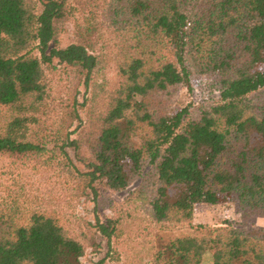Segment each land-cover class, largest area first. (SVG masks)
I'll list each match as a JSON object with an SVG mask.
<instances>
[{
    "label": "trees",
    "instance_id": "trees-1",
    "mask_svg": "<svg viewBox=\"0 0 264 264\" xmlns=\"http://www.w3.org/2000/svg\"><path fill=\"white\" fill-rule=\"evenodd\" d=\"M210 72L217 98L173 107L191 73ZM0 159L1 174L56 170L93 212L112 211L86 221L107 241L123 243L134 218L178 231L136 264H264V227L246 226L264 216V0H0ZM221 194L241 222L194 224V204ZM137 201L146 216L123 207ZM12 204L0 264L80 263L82 239L51 213L16 219Z\"/></svg>",
    "mask_w": 264,
    "mask_h": 264
},
{
    "label": "rangeland",
    "instance_id": "rangeland-1",
    "mask_svg": "<svg viewBox=\"0 0 264 264\" xmlns=\"http://www.w3.org/2000/svg\"><path fill=\"white\" fill-rule=\"evenodd\" d=\"M60 40L63 46L73 40V25L70 21H66L60 26ZM188 78V85L181 86L172 99L174 108H179L182 105H196L218 97L219 82L215 72L191 73ZM81 117L83 118V113H81ZM7 166L6 161L0 159V170H6ZM8 170L13 173H0V212L5 211L6 203L13 202L12 205L16 207L14 212L16 219L27 218L32 210L53 214L70 235L82 239L85 243V251L80 257L79 264H136L139 259L144 257L148 246L156 240L157 235L170 237L178 233L177 230L161 232L154 229L153 225L149 226L150 222L147 219L140 221L134 218V222L139 221L140 226L130 232L126 230V239L123 243H118L120 236H113L111 240L107 241L104 236L89 228L86 221L94 222L95 214L105 221L108 216L113 215V212L106 208L98 209L97 213L93 212V202L89 200L90 197L73 195L69 185L64 183L63 175L58 171H32L27 166L23 168L13 164ZM139 182L140 178L126 189L112 194L111 198L116 203H121L128 192L137 187ZM123 207L133 216H146L145 208L139 201L135 202L133 207L125 202ZM130 218L126 217L125 220ZM222 220L234 222L242 220L234 194H221L216 204H194L192 215L194 224L218 225ZM249 225L264 227V216L250 218L246 226ZM144 226H149L148 230L154 229L151 231L154 237L142 231ZM137 232H139L138 237L135 238ZM131 237L134 240H131ZM149 238H151L150 242ZM137 241L139 245L134 249L133 242ZM214 247L212 242L208 243L210 250Z\"/></svg>",
    "mask_w": 264,
    "mask_h": 264
}]
</instances>
